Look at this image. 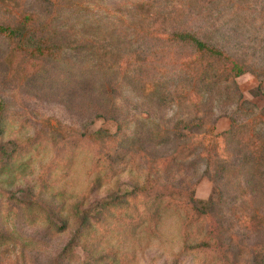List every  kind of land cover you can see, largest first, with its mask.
Listing matches in <instances>:
<instances>
[{"label":"rangeland","instance_id":"rangeland-1","mask_svg":"<svg viewBox=\"0 0 264 264\" xmlns=\"http://www.w3.org/2000/svg\"><path fill=\"white\" fill-rule=\"evenodd\" d=\"M0 118V264H264V0H0Z\"/></svg>","mask_w":264,"mask_h":264},{"label":"trees","instance_id":"trees-1","mask_svg":"<svg viewBox=\"0 0 264 264\" xmlns=\"http://www.w3.org/2000/svg\"><path fill=\"white\" fill-rule=\"evenodd\" d=\"M27 24L23 23L21 27H4L1 28L3 31L8 32L9 37L16 39L17 41L21 42V43H25L27 44V41L31 38V36H28L27 31L28 28L26 27ZM199 41V40H197ZM198 48L199 49H205V45L202 44L201 42L197 43ZM30 46V45H29ZM47 47L46 46H35L34 44H31V50L34 52V50L36 49L37 51H44ZM231 66L229 68V74L230 76L232 75L233 78H236L242 74H244L246 72V69L237 61H234L231 59ZM2 118H0V139H4V138H9V144H14V148L10 151L9 153V158H13V157H18V156H22V155H27L30 154L33 151H37L39 150L41 147H44L41 144V138L38 136H28L25 139L24 144H20L22 141H20L19 139L16 140L12 139V129L10 126H8L7 124L3 123V121L1 120ZM102 131H96L93 135H90L91 137H96V135L100 134ZM20 144V145H19ZM37 146V147H35ZM25 151V152H24ZM24 152V153H23ZM74 155V151H72L71 149H69V151L66 153V156L64 155L63 159H62V163L64 164H69L70 160L72 159ZM122 161H115V167L116 169L121 165ZM7 164V163H6ZM111 167L113 168L114 166L112 165V161L110 162ZM28 167L27 163H23L21 164V166L18 167V169L20 170H26V168ZM7 168L11 169L9 166V163L7 164ZM129 169V168H128ZM16 170V169H13ZM131 170V169H130ZM43 176V175H41ZM99 184L100 182H104L103 179H99L98 180ZM150 180L149 178H147L146 180L143 181V184L140 187H137L134 191L132 192H128L127 194H125L124 196L119 198L118 203H122L123 200L125 202L126 205H123V207H127L132 211V207H136V213L137 216H139L140 211L139 210H143L145 216L152 218L153 215L152 213H154L156 210L153 209V207L157 204H160L166 200H170V197H172L171 193H165L164 191L160 192V193H153L152 195L148 194L147 190L150 186ZM45 184H47L45 182ZM98 184V186H99ZM147 189V190H146ZM147 192V193H146ZM146 193V194H145ZM107 205H114V202H107ZM117 205V204H115ZM134 205V206H133ZM32 208V207H31ZM117 209V208H116ZM193 214L195 216V219L198 218V220L201 219V214L199 213L198 209H195L193 211ZM87 219V217H86ZM194 219V220H195ZM192 223V222H191ZM65 225V224H62ZM47 228L52 230V231H58L61 232L62 230L66 229V226H58L57 222L50 220L47 224H46ZM17 244L20 245H25V246H35L37 245V242L35 240H31V238L29 237H24L22 235H20L17 231H12V232H1L0 231V249L4 250L5 248H10L11 246L15 247ZM73 248V243L70 242L62 251V257L65 258L68 257L72 251Z\"/></svg>","mask_w":264,"mask_h":264}]
</instances>
